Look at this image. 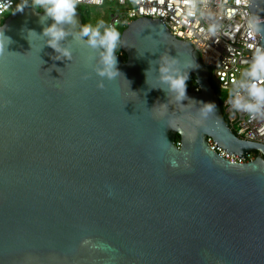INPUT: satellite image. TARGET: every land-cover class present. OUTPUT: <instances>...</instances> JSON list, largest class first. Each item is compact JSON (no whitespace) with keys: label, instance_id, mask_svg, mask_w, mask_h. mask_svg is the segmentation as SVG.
Instances as JSON below:
<instances>
[{"label":"water","instance_id":"95a60500","mask_svg":"<svg viewBox=\"0 0 264 264\" xmlns=\"http://www.w3.org/2000/svg\"><path fill=\"white\" fill-rule=\"evenodd\" d=\"M249 1L264 20V0ZM16 10L0 24V264H264V144L228 126L194 46L137 17L108 81L82 42L67 37L72 59L57 60L38 36L52 21ZM165 53L193 67L181 102L148 71ZM208 138L256 156L231 162Z\"/></svg>","mask_w":264,"mask_h":264},{"label":"clouds","instance_id":"9594fccd","mask_svg":"<svg viewBox=\"0 0 264 264\" xmlns=\"http://www.w3.org/2000/svg\"><path fill=\"white\" fill-rule=\"evenodd\" d=\"M82 2L83 0H20L16 11H23L29 7L34 11L43 12L40 17L41 24L49 19L52 21L51 24L43 28L42 33L38 36L43 37L44 45L53 49L60 57L57 60L72 59L71 47L65 45V41H68L67 37L71 36L72 40L82 42L95 53V64L92 68L95 74L108 81L114 80L121 75L117 69L116 57L118 49L124 46L121 32L115 25L108 24L104 20H99L95 24H79L76 19L77 8ZM89 2H93V0H89ZM94 2L101 4L102 0H94ZM185 4L188 16L202 17L206 15L208 0H185ZM77 26V31H71ZM246 28L252 36L264 37V20L259 16H248ZM208 30L215 33L218 30V25L211 23ZM29 34L37 35L35 31H29L28 36ZM10 43H12L11 38L6 36L4 30L0 28V56H3ZM89 59H93V57H89ZM152 63L157 67L150 68L148 71H154L157 80L162 85L159 88L172 94L179 102L185 100L187 98L188 70L193 67L182 69L179 61L166 53ZM84 78L87 76L85 75ZM97 87L103 89V82H98ZM228 103L234 113L246 114L253 120L264 119V46L254 48L247 67L232 85ZM203 105L204 114L215 111L214 104ZM166 142L168 141L166 140ZM169 163L171 167H178L175 159L170 160Z\"/></svg>","mask_w":264,"mask_h":264},{"label":"built area","instance_id":"2783aa9c","mask_svg":"<svg viewBox=\"0 0 264 264\" xmlns=\"http://www.w3.org/2000/svg\"><path fill=\"white\" fill-rule=\"evenodd\" d=\"M116 3L118 9L111 14L108 24L126 27L137 17L160 18L176 37L189 42L198 51L201 61L208 67L218 91L226 92L221 107L228 126L243 140L264 144V119H250L248 115L233 112L228 103L233 83L247 67L255 47L261 46L258 37L246 28L250 16L249 0H208L206 15L188 16L185 0H102L101 4L83 0L82 5L101 6ZM20 0H0V20L17 9ZM80 4V5H81ZM216 23L218 30L209 32ZM195 91L198 86L195 85ZM210 149L234 163H244L256 156L248 151L245 158L229 154L208 138Z\"/></svg>","mask_w":264,"mask_h":264},{"label":"rangeland","instance_id":"374dc122","mask_svg":"<svg viewBox=\"0 0 264 264\" xmlns=\"http://www.w3.org/2000/svg\"><path fill=\"white\" fill-rule=\"evenodd\" d=\"M117 9H118V5L116 3H109V2H105L101 6H95V5L81 6L82 13L84 15H86V13L90 15L88 23L91 24H95L99 20H104L107 23L113 11H116ZM210 77L212 82L214 83L213 77L211 75ZM226 94H227L226 92L219 91L221 100L225 98Z\"/></svg>","mask_w":264,"mask_h":264},{"label":"trees","instance_id":"16d2710c","mask_svg":"<svg viewBox=\"0 0 264 264\" xmlns=\"http://www.w3.org/2000/svg\"><path fill=\"white\" fill-rule=\"evenodd\" d=\"M81 6H82V4L78 6L77 11H78V12L81 14V16H82V25H83V24H87V23H88L89 18H90V15L87 14V13H86V15H84V14L82 13V11H81ZM2 21H3V20H0V24L2 23ZM123 29H124V27H122V26H119V27H118V30H119L120 32H122ZM120 51H121V49H118L117 52L119 53ZM122 58L125 59V54H124L123 52H122ZM209 79H210V81H211V84H212V86H213V88H214V90H215V92H216V95H217V97H218L220 103H222V100H221L220 95H219V91H218L217 87L214 85V83L212 82L211 77H210V74H209ZM186 84H187V86L189 87L190 90H193V89H194V86L196 85V84H195V76L192 75V76L189 78V80L186 82ZM178 141H179V135L177 134V135H176V142H178Z\"/></svg>","mask_w":264,"mask_h":264},{"label":"flooded vegetation","instance_id":"af4514ba","mask_svg":"<svg viewBox=\"0 0 264 264\" xmlns=\"http://www.w3.org/2000/svg\"><path fill=\"white\" fill-rule=\"evenodd\" d=\"M215 85V84H214ZM216 86V85H215Z\"/></svg>","mask_w":264,"mask_h":264}]
</instances>
